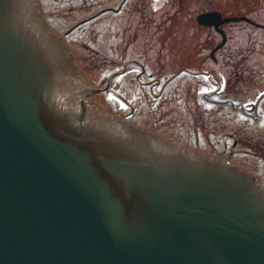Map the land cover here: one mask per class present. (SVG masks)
<instances>
[{"label":"water","instance_id":"obj_1","mask_svg":"<svg viewBox=\"0 0 264 264\" xmlns=\"http://www.w3.org/2000/svg\"><path fill=\"white\" fill-rule=\"evenodd\" d=\"M106 87L39 0H0V264H264V178Z\"/></svg>","mask_w":264,"mask_h":264},{"label":"flooded vegetation","instance_id":"obj_2","mask_svg":"<svg viewBox=\"0 0 264 264\" xmlns=\"http://www.w3.org/2000/svg\"><path fill=\"white\" fill-rule=\"evenodd\" d=\"M39 2L90 82L107 86L95 101L171 140H203L264 178V89L257 87L264 47L239 39L242 23L264 29V0ZM102 65L111 69L95 79L89 69ZM199 72L204 82L212 74L227 81L236 102L226 109L235 110H222L223 92L211 80L203 105L193 101L188 82Z\"/></svg>","mask_w":264,"mask_h":264},{"label":"rangeland","instance_id":"obj_3","mask_svg":"<svg viewBox=\"0 0 264 264\" xmlns=\"http://www.w3.org/2000/svg\"><path fill=\"white\" fill-rule=\"evenodd\" d=\"M242 29L240 30L239 33V39L242 43H247V42H254L257 43L261 46L264 47V29L262 28H251V27H247L246 24L242 23ZM83 51V50H82ZM85 52V51H84ZM262 58H264V53ZM264 62V60H263ZM111 69L110 66L106 67V66H97V67H93L92 69H89V72L91 73V75L93 77H95V79L100 78L99 76H101L103 74V76L105 75L106 72H108ZM226 69H228V67H226ZM261 74L264 75V65L262 66V68H258L257 69ZM182 74H186L185 72ZM197 76H194L192 80H190L188 82V90L190 91L189 93L191 94V96L193 97V101L199 105H203V99H202V93L205 89H207L208 86V82L214 81L215 83H218V86L220 87V90L223 92L221 99V107L224 108L222 110L224 111H231V110H235V109H226L228 107H231L234 102H236V97L234 95H231L228 91H226V86H227V81L223 80V79H218L215 74H212L210 76H208V82H204L205 77L203 76L202 73H197ZM203 77V78H202ZM262 78V77H260ZM206 79V78H205ZM214 79V80H212ZM178 80H186V77H182ZM207 80V79H206ZM233 84V82H232ZM238 84V83H237ZM248 84V83H247ZM257 87L260 93V90L264 89V79H259V82L257 83ZM216 85V84H214ZM252 93V92H251ZM251 93L249 91V97L251 96ZM243 94V89H242V93ZM194 109V108H193ZM237 121L240 123H242L241 117L237 118ZM199 132H201L199 130ZM196 134L192 133L190 134V137L193 138ZM198 136H201L200 133L197 134ZM187 142H192V145L196 146V147H209L207 145V143H205V141L203 140H197V141H187Z\"/></svg>","mask_w":264,"mask_h":264}]
</instances>
